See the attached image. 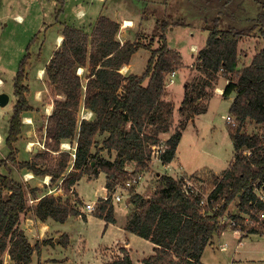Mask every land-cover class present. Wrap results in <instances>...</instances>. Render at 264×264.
Masks as SVG:
<instances>
[{"label":"trees","instance_id":"obj_1","mask_svg":"<svg viewBox=\"0 0 264 264\" xmlns=\"http://www.w3.org/2000/svg\"><path fill=\"white\" fill-rule=\"evenodd\" d=\"M217 20L211 26L207 22L204 25L210 33L193 61L201 76L185 88L180 110L184 118L167 139L160 159L162 164L171 163L188 120L206 112V102L215 92L221 69L222 77L228 80L222 96L235 93L229 115L236 120V125H227L234 158L221 174L208 172L213 186L208 207L216 204L214 211L208 212V207L200 205L198 194L183 193L182 178L162 175L151 194L130 195L131 207L124 230L154 245V254L142 259V264H204L201 257L205 247L215 234L225 229L220 220L236 199L238 210L249 215L252 225L255 222L258 226L245 228L243 217L227 214L233 221L228 227L264 236V201L258 195L264 192V48L253 56L249 66H238L240 40L258 28L264 29V11L240 29L230 26L220 29ZM171 23L169 20L156 23L161 31V46L151 51L141 75L121 73L133 54L146 47L136 41L122 44L117 41L120 25L116 21L101 15L91 35L64 25L63 40L43 67L48 86L56 93L52 112L44 125L46 150L36 153L30 161L18 163L14 144L22 132L24 113L32 109L27 98L30 90L24 83L29 59L25 56L13 80L15 103L4 140L10 149L8 162L34 176H49L51 183L61 180L59 187L66 193L84 174L96 177L104 173L105 188L109 191L125 174L127 163L148 168L152 161L151 146L159 144V135L169 133L173 126L174 106L163 101L165 79L181 67L182 59L176 50L167 47L165 33L169 25L186 27L187 24L179 20ZM79 68L88 70L85 83L77 74ZM81 107L91 116L78 119ZM248 124L258 127L260 133H247ZM97 134H107V137L102 147L92 153ZM64 142L74 145V151L62 150ZM100 149L107 150L108 154L114 151V161L99 157ZM49 152L57 153L58 157L50 159ZM27 193L34 196V190L28 192L22 183L0 174V264L4 253L13 264H30L34 252L40 249L38 244L31 245L20 229L21 216L27 212L42 222L51 219L63 224L71 216L86 219L77 205L49 194L29 206ZM113 210L110 197L99 198L91 214L106 224H114ZM119 251L121 255L103 264H133L129 251L124 247H119Z\"/></svg>","mask_w":264,"mask_h":264},{"label":"rangeland","instance_id":"obj_2","mask_svg":"<svg viewBox=\"0 0 264 264\" xmlns=\"http://www.w3.org/2000/svg\"><path fill=\"white\" fill-rule=\"evenodd\" d=\"M81 7L87 11L88 16H82V22H86L77 28L91 35L95 24V17L98 16V12L100 11L101 15H105L110 20L119 23L120 28L116 36L117 41L121 44L126 41H136L146 47L139 49L133 54L128 67L130 71L127 74L134 73L141 75L145 71L151 51L161 46V31L156 26L157 22L169 20V23H171L174 20H179L187 24L186 27L169 25L165 33L167 47L178 51L185 65L183 68L181 66L176 70L180 69V72L172 79V81H176L175 83L174 81L172 82L174 83L172 86H175L176 90L172 101L176 107V101L180 99V94H182L183 77L187 75L185 82L190 83L201 76V73L194 67V62H192V58L194 61L197 54L196 51L192 52L191 47L195 46V48L200 49L204 47V43L210 33V30L204 29L205 23L207 22L211 26L212 22L219 19L217 21L220 29L226 26L240 29V27L250 25L257 18L258 14L264 11V0H258L257 2L254 0H232L231 2L227 0H105L104 3L100 0H0V94L13 96V80L18 73L20 63L25 56L29 58L25 67L27 78L24 83L28 87V90H30L27 98L32 109L24 113L22 117V132L18 141L20 148L27 139H31L34 142L35 145L29 150V161L34 158L36 153L46 150L45 146L42 147L44 145V125L48 116V107L46 105L52 104V100L56 94L48 86L45 72L41 79L38 80V70H41L45 66L53 54L56 30L62 31L60 24L57 26L55 23L58 19L55 15H59V19L67 21V23H73L75 12ZM60 10L62 11L60 12ZM15 15L22 17L21 21ZM124 21H130L131 26L123 28L125 27ZM77 23L76 21L75 24ZM51 27H54V30H51ZM262 31L264 29L258 28L254 33L245 36L246 42L242 45L243 50L239 54V63H242L243 53H251L248 56L249 61L255 49L259 50L261 46L264 47V33ZM238 47L240 48L239 45ZM191 62L192 64L189 66ZM125 71L122 70V72ZM87 73V68L83 70L77 69V74L81 76L82 83H85ZM169 74L165 79L166 87H168L170 82L168 80ZM218 81L217 85L219 83L223 84L225 77L218 75ZM35 90L41 92L38 102L34 100ZM229 97L233 98L231 95ZM170 98L168 94L166 99L169 100ZM10 100L11 102L4 108H0V113L2 112L0 133L3 135L7 128L5 127L6 121L3 118L6 114L9 117L12 113L10 105L13 104L14 99L11 97ZM210 103V112L203 115L205 117H200L198 123L195 124L201 136L199 142V145L203 148L201 154L207 155L210 152L215 153V151H219L217 156L218 162L225 168L232 158V146L229 140L226 139L227 136L225 137L226 126L228 125L225 117L229 115L226 112L228 102L226 99L214 98ZM89 116H91V113L86 112L83 107L79 109L78 119L82 117L88 118ZM26 117H30L31 123L24 122ZM183 118L180 114L177 119L172 120L173 126L168 133L169 135ZM188 129H192V127L188 126ZM259 130L258 127L256 128L252 124H248L245 128V131L250 134H259ZM106 137L107 134H97L95 137L96 145L92 153H95L98 148L102 147V141ZM37 141L40 144L35 143ZM159 141H164L162 144H166L165 140ZM61 149L73 152L74 145L72 146L64 142L61 145ZM48 156L50 159L58 157L57 153L51 152H49ZM98 156L113 162L116 153L113 151L108 154L107 150H102L98 153ZM93 164L95 163L93 162ZM4 166H6V163L2 162L0 164V174L3 173V175L7 176L6 171L2 169ZM12 166L18 171H25L24 169H19L16 165ZM16 171L14 172L15 176H17ZM124 171L125 174L119 177L116 182L120 185L131 179L135 173L141 174L143 179L140 185L136 186L135 191H130L127 198L125 197L117 205L113 204L114 209H118L116 214L120 221L119 223L122 222L123 211H126L127 207L129 210L131 207L129 201L133 191L143 195L151 194L160 176H168V172H165L164 168L161 167L159 159H153L148 168L143 169L136 167L132 163H127ZM169 172L171 173V171ZM9 175L10 178L13 177L11 174ZM191 175L202 177L204 183L207 184V188L213 187L212 177L208 173L206 174L205 171ZM189 176L185 177L189 178ZM92 178L94 176L88 174L82 175L76 187L73 185L68 193L60 189L61 180L58 183H51L49 176L38 177L33 175L26 182L21 178H13V180L22 183L28 192L34 190V196L29 193L26 195L29 206L36 204L37 198L44 194H49L62 198V201L69 200L71 204L77 205L80 213H85L86 215V219H83L82 216H71L63 224L54 222L51 219L42 222L34 217L32 212L22 215L20 229H22L31 245L38 244L40 247L38 252H34L30 264H102L101 262L103 261H108L121 255L122 252L119 251V247L121 246H119L118 242L123 243L125 236L117 233V229L106 226V222L103 219L96 218L91 212L88 214V211L84 208L85 203H93L99 196L107 194L103 190L104 173L101 172L96 179ZM196 187H198V183H196ZM76 191L82 200L77 197ZM258 194L263 196L264 192H258ZM237 202L238 200L236 199L228 206L227 214L230 217L232 215L243 217L245 219L243 221L245 228L257 227L258 223L254 222L252 225L249 215L243 214L238 210ZM227 214L222 219L223 225L221 224L225 226L224 232L222 231L223 235L212 238L209 242V245H212L210 247L208 245L205 248L202 262L208 264L210 262L214 263L216 261L217 263L221 261L229 264L232 258L249 259L251 257L255 259V264H264L262 259L264 254V236L258 234L251 235L252 233H247V230L245 232L231 230L228 227V219L230 217ZM246 236L248 237L242 243L241 250L235 251V245L240 239L246 238ZM45 241H49V243L44 245ZM66 241L67 243L65 244ZM68 243L70 244L69 247L67 246L69 245ZM225 244L227 245V251L222 252V245L224 246ZM149 246L151 245L148 241L137 235L130 239L129 247L133 264H137V260L150 252ZM234 251L235 254H233ZM1 258L3 264H13L7 253H4ZM220 258L222 259L220 260Z\"/></svg>","mask_w":264,"mask_h":264},{"label":"crops","instance_id":"obj_3","mask_svg":"<svg viewBox=\"0 0 264 264\" xmlns=\"http://www.w3.org/2000/svg\"><path fill=\"white\" fill-rule=\"evenodd\" d=\"M101 2H103L104 3V1L105 0H100ZM62 10H60V12H61ZM60 14V13H59ZM62 14V13H61ZM56 16V18L58 17V19L55 21V23H56V25L57 26H59L58 24H60V27L61 28H63V26L64 25H66V26H70V27H75V28H77L79 25H84L85 24V22H82L83 21V19H81L82 18V16H88V13H87V11L86 10H84L83 9V7H81V8H79V9H77L76 10V12H75V19L73 20V23H67V21H63V20H61V19H59V15L57 16V15H55ZM101 16V13H100V11L98 12V16L97 17H95V22H96V20L98 19V17H100ZM15 17L18 19V20H20L21 21V19H22V17H20V16H17V15H15ZM83 17V18H84ZM90 17V16H89ZM76 21L78 22L77 24H75L76 23ZM94 27V26H93ZM123 28H127V27H123ZM51 30H54V27H51L50 28ZM58 29V28H57ZM79 29V28H78ZM93 29V28H92ZM82 30V29H81ZM57 32L55 33L56 34V41H55V46H54V50H53V53H54V51H56L58 48H59V46H60V44H61V42H62V40H63V35L61 34V32L59 31V30H56ZM86 33V32H85ZM245 37H243L241 40H240V43H241V45H240V43H239V46H240V48L238 49L239 51H238V53L239 54H241V51L243 50V47H242V45H243V43L244 42H246V40L244 39ZM251 38H253V37H251ZM244 39V40H243ZM242 41V42H241ZM254 41H256V40H254ZM257 43V42H256ZM205 44V43H204ZM262 48H264L263 46H261V48H259V50L260 49H262ZM171 49V48H170ZM191 49H192V52L194 53L195 51H196V54L201 50L200 48H195V46H192L191 47ZM174 50V49H173ZM259 50L257 49H255L254 51H253V55H251V58L249 59V61H248V56L251 54H245V53H243V55H242V59H241V62L242 63H239L238 64V66L241 68V66H249V64H250V62H251V60H252V58H253V56L257 53V52H259ZM178 52V51H177ZM179 53V52H178ZM53 55V54H52ZM52 55L50 56V58L52 57ZM179 55H180V53H179ZM244 56V57H243ZM193 57H195V56H193ZM50 58L48 59V61L50 60ZM238 58H240V55L238 56ZM182 59V58H181ZM47 61V62H48ZM46 62V63H47ZM192 62H193V58H192ZM192 62L189 64V66L192 64ZM241 64H243V65H241ZM46 65V64H45ZM182 68L185 66L184 64H183V62H182ZM123 67H125V69H126V71L125 72H122V68ZM122 68H121V72L123 73V74H127L130 70L128 69V67H129V64L128 65H125V66H123ZM79 69H82L83 70V68H79ZM42 70H43V68H42ZM180 70V69H179ZM176 71V75L175 76H177L178 74H179V72L180 71ZM182 70H184V69H182ZM130 74V73H129ZM188 74V73H187ZM186 77H187V75H186ZM186 77H183V81H182V83H183V86H182V94H180V99H178L177 101H176V104H177V106L175 107V104H173V101H172V98H173V95H174V93L176 92V90H175V86H172V84H174L176 81H174V83H172L173 81H170L169 82V84H168V87H166V90H165V93H164V95H163V101H165V102H170L171 104H173V106H174V109H173V114H172V120H174L175 118L177 119L179 116H180V110L182 109V106H181V102H182V100H183V97H184V93H185V88H186V86H187V83L185 82V79H186ZM38 80H40V79H38ZM221 80H223V79H221ZM219 82V81H218ZM1 83V82H0ZM225 85H226V82L224 81V83L223 84H221V83H219L217 86H216V89H215V92H214V94H213V96L206 102V103H208V106H207V110H206V112L204 113V114H197V115H194L193 117H191L189 120H188V123H187V125H186V127H185V130H183V133H182V136H181V141H180V143H179V145H178V147H177V149H176V152H175V155H174V157H173V160L171 161V163H169V164H162L161 163V167H163L164 168V170H165V172L167 171L168 172V176H170V177H179V178H182V177H185V176H189V175H191V174H197V173H199V172H201V171H205V172H211V173H213V174H215V175H219V174H221L222 172H224L229 166H230V164H231V162L233 161V146H232V141H231V139H229V136H228V131H227V126H226V132H225V137H226V139H228L229 140V142H230V144H231V146H232V158L229 160V162H228V164H226V167L224 168L219 162H218V154H219V151H215V153H212V152H210L209 154H207V155H202L201 154V151H202V147L199 145V142H200V133H199V131L197 130V126H195V124H197L198 123V119L200 118V117H205V116H203V115H205L207 112H210L209 110L211 109V101H212V99H214V98H220V99H222V100H224V99H226V101L228 102V107H227V110H226V112H227V114H229V108H230V105H231V98L230 97H223L222 96V94H223V90H224V87H225ZM219 90V91H218ZM219 92V93H218ZM37 93H41L39 90H35V92H34V100L36 101V102H38L39 100V96L37 95ZM168 94L170 95V101L168 100V99H166L167 98V96H168ZM172 94V95H171ZM233 94V93H232ZM231 94V95H232ZM215 95H217V96H215ZM8 96V95H7ZM13 99H14V102H13V104L12 105H10V108L13 110V105H14V103H15V96H14V94H13V96H11ZM11 97L10 96H8V101H7V103L5 104V106L8 104V103H10L11 102ZM197 103H199V101H197ZM5 106H3V107H0V108H4ZM46 107H51L52 109H53V107H52V104L50 105V104H48V105H46ZM86 112H88V111H86ZM1 114H2V112H1ZM49 116V115H48ZM1 118H2V115H1V117H0V120H1ZM8 115L6 114V116H4V118H3V120L4 121H6V126L5 127H7L6 129H5V133H4V135L2 134V133H0V158H1V160H0V164H2V162L3 163H6V166H4L2 169H4L5 171H6V174H11L13 177H11L12 179L13 178H18V179H23V181H28V180H30L32 177H33V175L29 172V171H18L15 167H13L12 166V164L10 163V162H8V155H9V153H10V149H9V147L7 146V145H5V142H4V140H5V137H6V134H7V131H8ZM25 119H29V122H25V123H31V120H30V117H26ZM176 122V121H175ZM188 126H191L192 127V129H188ZM172 129V128H171ZM169 134L168 133H164V134H161V136H159V140H165V141H167V139L169 138ZM161 138H163V139H161ZM19 141V140H18ZM162 142H164V141H162ZM18 143L19 142H17V144H14V147H15V149H16V151H17V155H16V161L17 162H25L26 160H29L30 159V154H29V150H31V148L35 145L34 144V142L31 140V139H27V140H25V142L23 143L24 145H21V148L18 146ZM35 143H38V141L37 142H35ZM30 144H33L32 146H30ZM38 144H40V143H38ZM205 146H206V144H205ZM36 151V150H35ZM0 169H1V167H0ZM10 169V170H9ZM17 170V171H16ZM17 172L16 174H17V176H15V173L14 172ZM169 171H171V173L169 172ZM101 173V172H100ZM100 173H98V175L100 174ZM2 175H3V173H2ZM98 175L96 176V177H94V178H92V179H96L97 177H98ZM10 176V175H9ZM30 176V177H29ZM32 176V177H31ZM82 177V176H81ZM104 178H105V175H104ZM92 179H90V180H92ZM80 181V180H79ZM79 181L75 184V187H76V185L79 183ZM47 182V181H46ZM105 184H106V178L104 179V188H103V190L106 192V188H105ZM76 193H77V191H76ZM77 195H78V193H77ZM105 195V194H104ZM259 196H260V198L262 199V201H264V195L263 196H261L260 194H258ZM77 197H79V195L77 196ZM99 198H101V196H99ZM99 198L95 201V202H97L98 200H99ZM79 199H81L82 200V198L81 197H79ZM124 200V199H123ZM123 200H121V201H123ZM38 201V200H37ZM121 201H119V202H121ZM119 202H113L112 203V205L113 204H115V205H117ZM127 205V204H126ZM113 209H114V206H113ZM114 212H113V215H114V218H115V223L114 224H111V223H108V224H106V226H111L112 228H115V229H117V233H120L121 235H124L125 236V238H124V242L123 243H121V242H118V244H119V246H121V247H124L127 251H129V254H130V257H131V251H130V239L131 238H133L134 236H136V235H134V234H132V233H129V232H126L125 230H124V226H125V224H126V221H127V218H128V207H127V210L126 211H123V213L122 214H124V216H123V219H122V222L121 223H119L120 221H119V219H118V216H117V214H116V212L118 211V209H114L113 210ZM83 215H85V213H82ZM88 214H90L89 212H88ZM119 225V226H118ZM117 226H118V228H117ZM108 227V228H109ZM107 228V229H108ZM106 229V230H107ZM224 232V231H223ZM223 232H220V233H217V234H215L214 235V237H219V236H222L223 235ZM235 232V231H234ZM251 235H254V234H251ZM139 237V236H138ZM213 237V238H214ZM247 237L248 236H246V238H242V239H240L239 240V242L235 245V251L236 250H241V246H242V243H244V241L247 239ZM141 238V237H140ZM147 241V240H146ZM69 242H70V240H69ZM148 243H150L149 241H148ZM69 244V243H68ZM150 245L151 246H149V250H150V252L149 253H147V255H144V257H142V258H140L139 260H137V264H142L141 263V261H142V259H144V258H147V257H149V256H151V255H153L154 254V245L152 244V243H150ZM212 244H210L208 247H210ZM68 247L70 246V244L69 245H67ZM226 244L223 246L222 245V247L223 248H221V250H222V252H225V251H227V248H226ZM207 247V246H206ZM205 247V248H206ZM224 250V251H223ZM205 251V250H204ZM235 251L233 252V254H235ZM204 253V252H203ZM203 255V254H202ZM238 256V255H237ZM223 258V257H222ZM222 258H220V260L222 259ZM132 259V258H131ZM224 259V258H223ZM262 259H263V261H264V254H263V257H262ZM201 261H202V257H201ZM106 261H103V262H101L102 264L103 263H105ZM132 263H133V261H132ZM204 264H206L205 262H203ZM256 262H255V259L254 258H246V259H243V258H239V259H235V258H232L231 260H230V262H229V264H255ZM208 264H225L224 262H217L216 263V261L214 262V263H212V262H210V263H208Z\"/></svg>","mask_w":264,"mask_h":264},{"label":"built area","instance_id":"obj_4","mask_svg":"<svg viewBox=\"0 0 264 264\" xmlns=\"http://www.w3.org/2000/svg\"><path fill=\"white\" fill-rule=\"evenodd\" d=\"M222 72H223V69L220 70L221 76H222ZM175 75H176V71L170 72L168 80L172 81V79ZM39 79H41V78H39ZM225 82L226 83L228 82V80L226 78H225ZM0 117H1V113H0ZM225 121L227 122L228 125H231V126L236 125V120L230 115H227L225 117ZM42 147H44V145H42ZM165 149H166V144H162L161 141L159 144L152 145L151 146V150H152L151 159H152V161H153V159L154 160L159 159L161 162L160 155L164 153ZM190 176H189V178L182 177V182H183L182 183V191H183V193L187 194V195H189L190 193L195 194V195L198 194L200 196V205L204 206L205 208L208 207V204H209L208 203V197H209V195H210L209 193L213 187L210 189L207 188V184L204 183V181L202 180V177H199V176L195 177L192 175H190ZM142 179H143V177L141 176V174L135 173V175H133L131 177V179H128L123 185H120L117 183L109 191H107V189H106L107 194L104 196H101V197L104 200H107L110 197L112 203L113 202L117 203V202L123 200L125 197L127 198L129 196L130 191H132V190L135 191L136 186L140 185V183L142 182ZM196 183H198V187H196ZM134 191L132 193H135ZM216 207H217L216 204L213 205L212 208L208 207V212L214 211L216 209ZM84 208L86 211L92 213L96 208V202L85 203ZM222 219L223 218H221V220H220V224L223 223ZM228 220H229L228 225L232 226L233 225L232 219H228Z\"/></svg>","mask_w":264,"mask_h":264},{"label":"bare ground","instance_id":"obj_5","mask_svg":"<svg viewBox=\"0 0 264 264\" xmlns=\"http://www.w3.org/2000/svg\"><path fill=\"white\" fill-rule=\"evenodd\" d=\"M124 23H125V24H124L125 27H130V26H131L130 21H124ZM122 69H123V71L126 70L125 67H123ZM38 71H39V72H38V73H39V78H41L42 75H43V73H44V71H43L42 69H41V70H38ZM218 91H219V90H218ZM218 93H219V92H218ZM37 95L40 96V93H37ZM51 111H52V108L49 107V108H48V113H47V114L49 115V114L51 113ZM24 121H25V122H29V119H25ZM32 145H33V144H30V146H32ZM63 145H64V144H63ZM64 146H67V145L65 144ZM29 177H30V176H29ZM31 177H32V176H31ZM47 178H48V177H47Z\"/></svg>","mask_w":264,"mask_h":264},{"label":"water","instance_id":"obj_6","mask_svg":"<svg viewBox=\"0 0 264 264\" xmlns=\"http://www.w3.org/2000/svg\"><path fill=\"white\" fill-rule=\"evenodd\" d=\"M231 96L234 97L235 96V93H233ZM7 101H8L7 94H0V107L5 106V104L7 103Z\"/></svg>","mask_w":264,"mask_h":264}]
</instances>
